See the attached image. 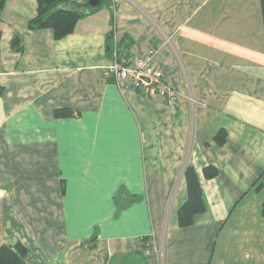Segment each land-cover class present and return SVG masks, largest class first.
<instances>
[{
	"label": "crops",
	"instance_id": "0c3cea01",
	"mask_svg": "<svg viewBox=\"0 0 264 264\" xmlns=\"http://www.w3.org/2000/svg\"><path fill=\"white\" fill-rule=\"evenodd\" d=\"M95 7L59 39L28 28L37 0L0 7V248L21 242L24 264H264L261 0ZM117 57L150 59L180 94L119 86ZM188 165L207 208L181 227Z\"/></svg>",
	"mask_w": 264,
	"mask_h": 264
},
{
	"label": "trees",
	"instance_id": "16d2710c",
	"mask_svg": "<svg viewBox=\"0 0 264 264\" xmlns=\"http://www.w3.org/2000/svg\"><path fill=\"white\" fill-rule=\"evenodd\" d=\"M5 0H0V7L3 6ZM38 8L36 15L29 21L28 28L42 29L51 28L57 39L62 38L75 31L78 21L91 13L96 7L89 4V0L85 3L78 4L70 0H37ZM262 13L264 19V0H261ZM2 33L0 30V51H1ZM20 38V37H19ZM19 38L15 37L13 44H17V48L21 47ZM71 108H57L55 114L58 117L73 114ZM225 132L220 131L216 136L219 144L224 142ZM218 174L215 166L208 165L204 168V175L207 178H213ZM187 182L188 196L185 202L178 209V223L181 227L190 226L195 222L198 214L206 210L204 193L199 181V177L195 168L188 165L184 171ZM264 185V172L259 180L255 182L257 189ZM262 214L264 215V201L262 203ZM28 249L21 242L15 245H2L0 248V264H24V257L27 255Z\"/></svg>",
	"mask_w": 264,
	"mask_h": 264
},
{
	"label": "built area",
	"instance_id": "2783aa9c",
	"mask_svg": "<svg viewBox=\"0 0 264 264\" xmlns=\"http://www.w3.org/2000/svg\"><path fill=\"white\" fill-rule=\"evenodd\" d=\"M114 8L116 9L115 6ZM106 74L121 87L126 79L132 78L135 84L142 87L149 95L166 96L171 102L180 94V91L164 80L162 71L150 59L137 58L131 61L117 57L108 66ZM144 78H147L148 81ZM187 98L193 107L197 105L196 98L191 95H188Z\"/></svg>",
	"mask_w": 264,
	"mask_h": 264
},
{
	"label": "water",
	"instance_id": "95a60500",
	"mask_svg": "<svg viewBox=\"0 0 264 264\" xmlns=\"http://www.w3.org/2000/svg\"><path fill=\"white\" fill-rule=\"evenodd\" d=\"M100 3V0H89V4L93 7L97 6ZM144 80H147V78H144Z\"/></svg>",
	"mask_w": 264,
	"mask_h": 264
}]
</instances>
